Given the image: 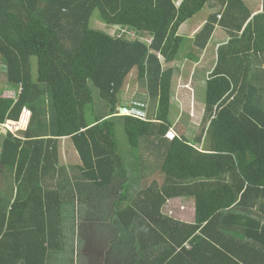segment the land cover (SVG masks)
Wrapping results in <instances>:
<instances>
[{"label":"trees","instance_id":"1","mask_svg":"<svg viewBox=\"0 0 264 264\" xmlns=\"http://www.w3.org/2000/svg\"><path fill=\"white\" fill-rule=\"evenodd\" d=\"M204 10L192 46L204 50L217 27L230 41L204 80L201 135L170 137L174 64L187 42L180 28ZM96 12L113 35L91 27ZM0 73V126L20 128L0 136V264L63 256L83 196L116 197L114 248L151 232L152 245L167 239L165 264H185V254L195 264H264V9L255 13L250 0H0ZM133 82L147 92V116L120 114ZM65 137L81 160L74 168L61 162ZM156 169L162 184L145 186ZM178 197L194 198L195 223L162 214ZM138 222L147 225L136 236Z\"/></svg>","mask_w":264,"mask_h":264},{"label":"crops","instance_id":"2","mask_svg":"<svg viewBox=\"0 0 264 264\" xmlns=\"http://www.w3.org/2000/svg\"><path fill=\"white\" fill-rule=\"evenodd\" d=\"M204 23H206V16L197 19V22L193 24H191V22L188 21L183 26H181L179 33L183 37H185V39H187L186 44L187 43H189L190 45L193 44V40L195 39L196 35L200 32V30L203 28ZM229 41L230 38L227 32L222 28L217 27L212 36V39L210 40L208 46L204 50L197 49V47H192L190 49L183 50L181 55L185 54L187 60H189L188 58L189 55L195 57V61L193 62V64L195 65V70L192 79L196 77L198 71L202 72L203 74L202 76H200L201 78H203L204 73L206 75H209L210 73L213 72L217 63L218 49L221 46L226 45ZM206 60L208 61V63H206ZM186 89L191 92L193 90V84H188ZM189 98L188 101L191 99ZM194 103L196 104V100L194 101ZM29 114L31 115V112H29ZM28 124H29V120L26 127L21 128V130H26ZM59 151L61 156V162L65 166H70L74 168V166H77L81 163L79 155L76 149L74 148L72 142H70L69 138L65 137L61 139ZM72 172L73 171H71L69 180L75 181L77 177L76 176L77 173L74 171V174L76 176L74 177V174ZM146 181H148V179ZM87 194L90 195V191L87 192ZM100 194H102L103 197L106 195V193H103V191ZM81 198L83 200L81 203L82 205L80 206H82L81 208H83L84 211L82 215L83 220L79 224L78 234L74 236V238H70L69 240H67L65 250L63 251L64 252L63 256L56 252L57 254H53L50 256L49 260L47 261V264H55V258H58L66 263L70 258V264H165L167 261H169V257L167 255V253L169 252V244L167 242V239H164L165 237L163 238L159 236L158 237L159 240L156 242L153 240V245H152V241H151L152 236L150 234L151 232L148 235H145L146 237L145 238L143 237L144 239H137L133 242H130V245H128L129 247L127 246V248H124L125 250H121L122 245L119 248L112 247L113 245L112 246L110 245V241H107L108 238H111V236L109 235L103 236V234L105 232L106 223L108 224L110 222V216L108 215V212L111 208V205L117 200L116 197L107 196L105 197L106 199L103 200L95 199L92 200L91 203H87L88 201L86 200L88 198L87 196L85 197L83 196ZM187 198L193 201V213H192V220L186 221V223L188 224L195 223V200L193 197H178L168 200V202L162 208V214L166 216L167 214L166 210L167 207L170 206L169 204L170 202H174V201L181 202ZM110 200L112 201L110 202ZM78 207L79 204L77 201L76 202L77 210ZM87 209L89 210L92 209V211L88 212ZM91 212L94 214V218L92 220L90 219L89 221L88 216L91 214ZM103 213L104 215L107 216L108 218L107 221L102 219L104 217ZM141 213L142 212H139V214ZM141 216L145 217L144 219H142L145 221V223L149 221L146 215L141 214ZM146 225L147 224L141 225L140 222L137 223L136 231L134 230L136 236L139 235V233L144 229V227H146ZM111 226L108 225L109 229L111 228ZM112 231L114 232L113 227H112ZM111 235L113 236V233ZM186 249L189 250L188 248ZM179 259L182 260L185 264H195L193 262L192 257L188 256L187 254L183 255L182 257H179Z\"/></svg>","mask_w":264,"mask_h":264},{"label":"rangeland","instance_id":"3","mask_svg":"<svg viewBox=\"0 0 264 264\" xmlns=\"http://www.w3.org/2000/svg\"><path fill=\"white\" fill-rule=\"evenodd\" d=\"M250 4L252 5V10L255 13L262 12L264 9V0H250ZM206 12L207 10H204L200 14H198V16L190 20L191 24L197 22V19H200L203 16H206V20H207L208 13ZM203 25H205V23ZM91 27L94 29L105 31L107 33L109 32L112 35L115 33V30L109 31L110 29L108 28V26H106L100 20L98 12L94 14L91 20ZM192 47H193L192 45L187 43L185 46V49H190ZM33 61H34V65H36L35 58ZM206 63H208L207 60H206ZM174 66L178 71V74L176 76L177 78H176V86H175V88L177 89V95H178L177 101L178 102L177 104H173V107L171 108L170 120H171V123H173V126H176V127L175 128L173 127L175 130L172 128L173 130H171L170 137L173 136L175 133L180 132L179 134H183L191 140L194 138H198L201 135V128L204 124L203 114H204V109H205V98H206V85H205L204 80H205V77H207V75L204 73L203 78H201L200 76H202L203 74L202 72L198 71L196 77L192 79L194 70H195V65L193 64V62L191 63V61L187 60V57L185 56V54L180 56V58L175 62ZM35 72H36V69H35ZM130 80H133L135 82L136 73L132 74ZM3 81H5V76L0 73V82L2 83ZM134 82L130 87L127 88L126 95L124 96L123 101H122L124 102V106L125 105L130 106L131 110L129 109L128 111V109L122 108L125 111L120 114L130 115L131 113L135 112V113H139L141 115L147 116L146 111H149V112L151 111V108L148 102L150 100L147 99V92L141 86V84L137 85ZM188 84H193V90L191 92L186 89ZM3 95L4 97H11L13 93L5 92ZM1 96H2V93L0 92V97ZM188 98L190 99L189 101H188ZM195 100H196V104L194 103ZM96 103H98L95 107L97 113H107L109 111V108L107 107V104L105 101L97 100ZM153 111L155 112V110ZM26 116L28 117V120H30L31 115L28 116L27 114ZM23 118H24V113L21 116V120ZM18 130H20L18 126L11 127L9 126V122H8L5 125L0 126V136L2 135L5 136L8 132H11L13 134H18ZM118 140H119L120 145H122L123 147H126L127 138H126L125 132L122 127L118 128ZM154 181H157L159 184H162V175L159 170H157L154 173V175L151 178H149L148 181L144 182V185L145 186L152 185ZM111 201L112 200H110V202ZM169 204L170 206L167 207L166 216L172 218L175 221H181L182 223H186V221L192 220V213H193V201L192 200L187 198L181 202L174 201V202H170ZM102 219L107 221L108 218L106 215H104ZM111 234L112 233H110L108 224L106 223L105 232L103 236L104 235L111 236ZM121 250H125L124 247ZM55 264H70V258L68 259L67 263L63 262L62 260L58 258H55Z\"/></svg>","mask_w":264,"mask_h":264},{"label":"water","instance_id":"4","mask_svg":"<svg viewBox=\"0 0 264 264\" xmlns=\"http://www.w3.org/2000/svg\"><path fill=\"white\" fill-rule=\"evenodd\" d=\"M125 110L124 109H121L120 112L123 113Z\"/></svg>","mask_w":264,"mask_h":264},{"label":"clouds","instance_id":"5","mask_svg":"<svg viewBox=\"0 0 264 264\" xmlns=\"http://www.w3.org/2000/svg\"><path fill=\"white\" fill-rule=\"evenodd\" d=\"M185 248H188V249H189V248H190V246L186 245V246H185Z\"/></svg>","mask_w":264,"mask_h":264},{"label":"built area","instance_id":"6","mask_svg":"<svg viewBox=\"0 0 264 264\" xmlns=\"http://www.w3.org/2000/svg\"><path fill=\"white\" fill-rule=\"evenodd\" d=\"M9 128V127H8Z\"/></svg>","mask_w":264,"mask_h":264}]
</instances>
